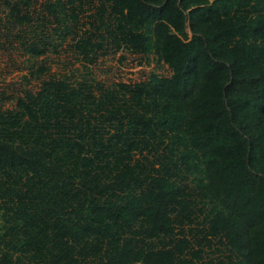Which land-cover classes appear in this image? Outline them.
<instances>
[{
	"label": "trees",
	"instance_id": "obj_1",
	"mask_svg": "<svg viewBox=\"0 0 264 264\" xmlns=\"http://www.w3.org/2000/svg\"><path fill=\"white\" fill-rule=\"evenodd\" d=\"M206 3L0 0V264H264V0Z\"/></svg>",
	"mask_w": 264,
	"mask_h": 264
},
{
	"label": "rangeland",
	"instance_id": "obj_2",
	"mask_svg": "<svg viewBox=\"0 0 264 264\" xmlns=\"http://www.w3.org/2000/svg\"><path fill=\"white\" fill-rule=\"evenodd\" d=\"M213 0H207L205 9ZM37 7H40L38 4ZM40 15L43 12H39ZM4 16L0 9V17ZM189 34L187 38H189ZM6 47H0V92L11 97L15 96L24 85L23 76L27 74L25 69V56L21 49L11 48L9 43ZM16 46V44H14ZM120 54L111 59L100 61L94 70L99 79L108 81H125L135 82L143 79L145 75L154 69V62L150 65H139L138 59L134 56H127L121 63L119 62ZM48 64L51 66L52 73H65L73 68H80V63L69 53L62 51L59 55H50ZM38 82L33 80L30 85H26L29 89H36Z\"/></svg>",
	"mask_w": 264,
	"mask_h": 264
}]
</instances>
